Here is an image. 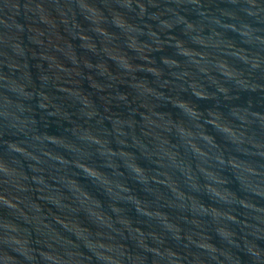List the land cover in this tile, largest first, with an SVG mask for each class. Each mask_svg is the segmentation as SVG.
Returning <instances> with one entry per match:
<instances>
[{"label": "water", "instance_id": "95a60500", "mask_svg": "<svg viewBox=\"0 0 264 264\" xmlns=\"http://www.w3.org/2000/svg\"><path fill=\"white\" fill-rule=\"evenodd\" d=\"M0 264H264V0H0Z\"/></svg>", "mask_w": 264, "mask_h": 264}]
</instances>
